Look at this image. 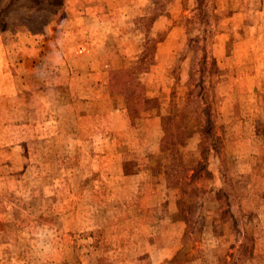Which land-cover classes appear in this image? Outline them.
<instances>
[{"label":"rangeland","instance_id":"obj_1","mask_svg":"<svg viewBox=\"0 0 264 264\" xmlns=\"http://www.w3.org/2000/svg\"><path fill=\"white\" fill-rule=\"evenodd\" d=\"M211 1L86 0L101 29L78 19L92 30L66 38L48 27L73 20L71 0L56 15L10 16L0 33V264H222L246 235L244 264H264V0ZM204 54L223 151H210V178L183 194L144 100L166 116L174 91L183 110ZM177 149L188 176L199 133Z\"/></svg>","mask_w":264,"mask_h":264},{"label":"trees","instance_id":"obj_2","mask_svg":"<svg viewBox=\"0 0 264 264\" xmlns=\"http://www.w3.org/2000/svg\"><path fill=\"white\" fill-rule=\"evenodd\" d=\"M65 0H0V33H5L8 30V19L10 16L27 13L40 14L46 13L56 15L64 6ZM211 0H196V8L205 10L210 8ZM163 12L154 13L150 18L143 17L141 21H149L151 26L156 18L164 15ZM194 44H198L199 39H192ZM203 41V39H202ZM203 47V44H202ZM143 59L141 60V64ZM208 68L207 74L211 73L214 68V61L209 59L206 54L201 56L199 63V76L195 83V88L187 87L184 95L185 108L181 111L176 109L174 100V91L170 94V111L169 114L163 116L159 113V103L156 98H146L144 106L146 111H155L156 116L160 119V126L163 133L160 150L166 153L171 164L169 169L179 174L181 180V192H186V187L193 185L201 180L210 178L208 170V155L210 151L220 158L223 151V139L218 135L213 119L212 105L207 89L204 86L205 68ZM189 81L194 82L193 75L190 74ZM192 105V112L188 111V106ZM196 128H199L196 131ZM198 132L200 135L202 149L199 162L191 169L188 176H183L178 168V145L189 139L191 135ZM177 163V164H176ZM227 193H218V197L225 200L226 207L222 211V221L230 222L233 233H237L238 222L232 219L227 201ZM243 238V239H242ZM237 247L228 254L227 259L222 264H244L252 255L253 238L251 235L242 237Z\"/></svg>","mask_w":264,"mask_h":264},{"label":"crops","instance_id":"obj_3","mask_svg":"<svg viewBox=\"0 0 264 264\" xmlns=\"http://www.w3.org/2000/svg\"><path fill=\"white\" fill-rule=\"evenodd\" d=\"M84 1L86 0H71L70 2V11H71V16L68 15V11H65V15L69 17V19H73V20H69L68 22L65 23H61V21L59 20L58 23H56V25H54V23H51V25L48 27V33L54 31V33L51 35L52 37H54V35H58L60 34L61 36H63L64 33H66L65 38L69 35V33L75 32V33H80V31H83L85 29V31H91L92 28L88 29L85 28L84 26H80V24H78V19H81V21H87V22H94V24H91L90 26L95 27V29L97 31H99L101 29V26L99 25V21L96 19H89L87 18V16H94L97 15L98 17V12L96 11V9H98L97 4H92L89 5L88 4H84ZM92 1V0H90ZM101 5V3L99 4ZM86 10V11H85ZM90 10V12H89ZM100 10V9H98ZM115 12H119L116 9H113ZM84 16V17H82ZM95 20V21H94ZM76 25L78 27H76ZM67 30H69L70 32H67ZM76 34V35H77ZM44 37V36H43ZM60 38V40H65ZM69 39V38H68ZM89 44H81V45H77L76 47H74V49H76L78 52L82 53L84 52L85 46H92V44L94 45L95 42H92L91 40L88 41ZM44 43V42H43ZM39 49H44L42 47V45H39ZM81 49V50H80ZM159 119V117H157ZM154 121V120H153Z\"/></svg>","mask_w":264,"mask_h":264}]
</instances>
